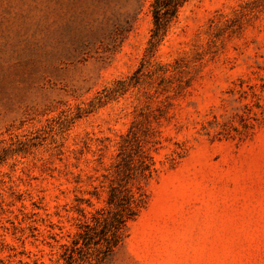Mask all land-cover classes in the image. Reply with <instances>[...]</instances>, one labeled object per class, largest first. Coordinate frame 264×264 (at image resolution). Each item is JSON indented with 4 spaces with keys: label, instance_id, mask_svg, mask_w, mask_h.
<instances>
[{
    "label": "rangeland",
    "instance_id": "rangeland-1",
    "mask_svg": "<svg viewBox=\"0 0 264 264\" xmlns=\"http://www.w3.org/2000/svg\"><path fill=\"white\" fill-rule=\"evenodd\" d=\"M152 1L0 0V264H65L133 129L157 171L104 264H264V0H190L149 54Z\"/></svg>",
    "mask_w": 264,
    "mask_h": 264
},
{
    "label": "trees",
    "instance_id": "trees-1",
    "mask_svg": "<svg viewBox=\"0 0 264 264\" xmlns=\"http://www.w3.org/2000/svg\"><path fill=\"white\" fill-rule=\"evenodd\" d=\"M189 1H152L149 54L162 43ZM104 98L100 97L99 102L102 103ZM144 140L136 129L123 137L112 178L108 177L110 185L105 205L97 208L90 220L86 218L85 210L78 207L86 219L80 223L71 243L62 246L61 258L65 264H104L125 242L129 223L139 216L148 202L142 187L139 185L135 189L133 184L151 178L157 171Z\"/></svg>",
    "mask_w": 264,
    "mask_h": 264
}]
</instances>
